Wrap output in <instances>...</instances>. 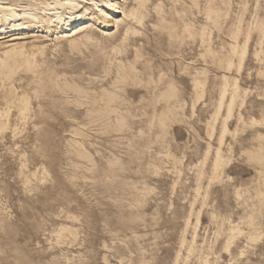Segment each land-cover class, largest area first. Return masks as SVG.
Masks as SVG:
<instances>
[{
	"label": "rangeland",
	"instance_id": "1",
	"mask_svg": "<svg viewBox=\"0 0 264 264\" xmlns=\"http://www.w3.org/2000/svg\"><path fill=\"white\" fill-rule=\"evenodd\" d=\"M115 1L0 31V264H264V0Z\"/></svg>",
	"mask_w": 264,
	"mask_h": 264
},
{
	"label": "bare ground",
	"instance_id": "2",
	"mask_svg": "<svg viewBox=\"0 0 264 264\" xmlns=\"http://www.w3.org/2000/svg\"><path fill=\"white\" fill-rule=\"evenodd\" d=\"M136 2H137V6H142L146 2V0H136ZM117 4L118 3L115 0H30V2H24L21 0H14V1H12V0H0V31H4V29H9L10 31L13 29H19V28L22 29V28H25V27L33 24L34 22H39V23L51 22V24H54L56 26L63 25V24L66 26H71V25L77 24V22L81 21L84 17H86L87 14L91 15L89 17L90 19H91L92 15H94L96 18H99L97 15V14H99L101 16L102 22H106L107 19L110 18L111 15L114 13L123 14V16H125V17L128 16L126 11L123 10V7L120 9L119 7H117ZM111 10H113V13ZM130 15L133 17V19L135 21L140 20L139 17L134 16V13H131ZM123 20L124 19L121 18V19L115 20L114 22L117 24L118 22H123ZM39 23H37V24H39ZM113 25H114V23H113ZM125 25H128L127 30H129V29L133 30V28L131 27L132 25H130L128 22H125ZM83 28H84V26H81V25L72 26V29H71L72 33L69 36L75 35L78 32V30H81ZM69 32H70V30H69ZM66 33H68V32H66ZM66 33H64V32L61 33L59 37L67 36ZM191 36L192 35H190V37ZM0 38H2V37L0 36ZM233 46L234 45H232V47ZM119 68H121V67H119ZM195 82L198 84L197 81H195ZM233 87H235V85ZM75 88H74V90H75ZM173 90L174 89H172V90L170 89V91L167 92L166 96L172 95ZM233 90H235V89H233ZM220 95H222V94H220ZM228 104H229V101L227 103V106H228ZM229 109H230V107H229ZM232 236H234V234ZM204 264H206V263H204Z\"/></svg>",
	"mask_w": 264,
	"mask_h": 264
}]
</instances>
